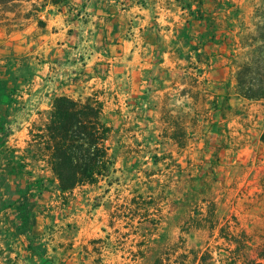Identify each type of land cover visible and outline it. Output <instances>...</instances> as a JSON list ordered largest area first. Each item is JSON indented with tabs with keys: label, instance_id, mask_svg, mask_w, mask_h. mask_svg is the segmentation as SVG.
Listing matches in <instances>:
<instances>
[{
	"label": "rangeland",
	"instance_id": "rangeland-1",
	"mask_svg": "<svg viewBox=\"0 0 264 264\" xmlns=\"http://www.w3.org/2000/svg\"><path fill=\"white\" fill-rule=\"evenodd\" d=\"M112 1L0 0V92L10 49L30 73L56 45L95 47L84 6L125 4ZM138 1L159 30L142 41L163 50L141 76L90 65L104 77L91 81L68 54L67 79L16 78V110L0 111V264H264V0ZM60 94L101 101L112 130L110 172L66 193L41 138Z\"/></svg>",
	"mask_w": 264,
	"mask_h": 264
},
{
	"label": "crops",
	"instance_id": "crops-1",
	"mask_svg": "<svg viewBox=\"0 0 264 264\" xmlns=\"http://www.w3.org/2000/svg\"><path fill=\"white\" fill-rule=\"evenodd\" d=\"M117 1L118 0H113L112 2L116 4ZM119 1L124 2L125 4H120V8L118 6H114V10L112 9L113 11L103 9L105 4H98L93 8L84 6V10H90V12H92L91 17L98 18L99 20V26L95 33L98 43L95 47H90L85 44H73L72 46H67V44L56 45V52L50 55L49 58H45L43 61L37 62L38 64L36 63L35 68L31 70L30 73L25 70L26 68H21L18 60L20 51L10 49V53L4 57V65L1 68L5 75V83L8 86H5L8 88L7 90L5 89V92H0L1 113H5L6 111L10 113L16 110L14 102L18 95L16 93L15 84H18L16 78L19 77L20 73L23 72L25 75L29 73L32 77V81L34 82L47 81L48 78H58L60 80L69 78L71 72L68 71L63 64H59L66 61L65 58L68 54L78 56V59L75 60L77 61V65H79L80 71L74 75L79 77L81 73H87L88 75L86 77L89 80L92 81L97 79L100 82L103 81L104 77L97 78L93 72L91 73L86 68L87 66H105L110 64L114 75H112L113 77L110 76L108 79L117 82L122 80H132L133 76L137 74L136 71L132 70L133 66H140L138 69V75L141 76L142 74L140 71L143 69V64L145 65L148 61L147 53H150L153 58H156L154 63H160V57H162L161 52L163 51L161 46L159 47V44L156 42L146 43L145 41H142V35L149 30L152 32L154 31L155 35H159V30L154 22H151L152 24L146 23L147 21L145 22V20L141 19L142 17L138 15H143V12L147 11L146 6L138 1L139 3L134 2L133 7H129L133 0ZM132 8L138 10L135 18L133 17L134 22H136L135 28L133 29V36H131L132 33L128 30L130 29L129 27H131L130 16L132 15V10H134ZM16 37V34H12L9 36V40H16ZM11 43L12 42H6V44ZM171 44L172 47L166 49L165 52H163V55L169 56L174 53V50H176L177 47L174 43ZM67 50H70V53H68ZM170 50L173 51L170 52ZM51 51L52 49L49 53ZM25 56L27 55L25 54ZM118 67L119 70L117 71ZM108 74L111 75V71H109Z\"/></svg>",
	"mask_w": 264,
	"mask_h": 264
},
{
	"label": "trees",
	"instance_id": "trees-1",
	"mask_svg": "<svg viewBox=\"0 0 264 264\" xmlns=\"http://www.w3.org/2000/svg\"><path fill=\"white\" fill-rule=\"evenodd\" d=\"M237 81L241 84L239 77ZM246 98L260 97L251 95L248 89ZM102 109V102L94 97L77 100L60 94L50 100L42 146L47 154L46 165L62 193L97 183L113 166L106 145L112 130L103 120ZM247 260L244 257L243 262L254 263ZM203 261L201 256L196 264Z\"/></svg>",
	"mask_w": 264,
	"mask_h": 264
}]
</instances>
